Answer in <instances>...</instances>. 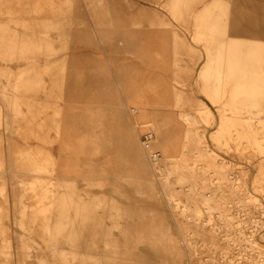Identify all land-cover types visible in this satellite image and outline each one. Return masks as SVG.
I'll return each mask as SVG.
<instances>
[{
    "label": "rangeland",
    "instance_id": "1",
    "mask_svg": "<svg viewBox=\"0 0 264 264\" xmlns=\"http://www.w3.org/2000/svg\"><path fill=\"white\" fill-rule=\"evenodd\" d=\"M169 1L0 0V28H6L7 34L17 30L20 36L34 37L36 43L47 38L52 44L51 51L42 44L26 57L0 52V264L53 260L55 250L47 247L51 241L46 236L56 235L55 228L64 226L57 214L59 202L40 201L46 188L55 192L74 188L101 200L97 207H90L85 221L66 224L63 235L75 238L58 240L56 251L86 253L96 251L87 248L96 244L99 252L132 254L124 264H264V152L255 144V138L264 137V128L254 119L256 137H238L236 132L228 145L213 140L220 113L201 87L204 44L193 38V12L178 19L169 10ZM212 1H198L194 12ZM224 1L229 5L233 36L264 40V0ZM137 50L153 52L154 61L167 66L159 77L171 89L159 93L168 97L169 105L126 102L130 96L125 87L133 80L129 66ZM21 70L27 73L19 78ZM173 85L184 96L179 107ZM146 94L152 96L151 91ZM68 104L75 128L71 139L81 148L77 155L69 154L78 164L73 182L62 181L53 170L35 171L29 160L39 151L51 150L59 156L55 109ZM201 105L212 111L211 119L201 113ZM180 113L188 114L193 124ZM247 114L242 110L243 116ZM259 118L264 120V110ZM155 125L181 139L193 128L216 158L226 163L227 172L240 181L235 189L222 185L225 196L217 197L234 227L226 231L216 213L212 218L218 224L204 222L209 219L204 193L215 186L197 185L203 193L198 198L185 193L191 186L187 181L181 183L188 178L183 166L192 159L182 161L178 168L164 160L157 175L140 167L136 147L142 141L162 157L160 144L149 136ZM96 145L102 148L93 154ZM191 156L193 152H187L186 158ZM150 178L155 179L153 184ZM32 182L40 183L32 187ZM170 194H175L180 205H198L205 213L196 219L193 213L187 217L178 209L174 216ZM45 209L47 214L42 212ZM46 222L51 233L44 228ZM213 228L218 230L210 232ZM107 242L120 248H102Z\"/></svg>",
    "mask_w": 264,
    "mask_h": 264
},
{
    "label": "bare ground",
    "instance_id": "2",
    "mask_svg": "<svg viewBox=\"0 0 264 264\" xmlns=\"http://www.w3.org/2000/svg\"><path fill=\"white\" fill-rule=\"evenodd\" d=\"M198 1L200 0H170L168 7L178 19H183L186 13L190 15L193 12L191 14L194 26L193 38L204 44L206 58L199 72L202 81L201 87L211 101L218 106L220 113V123L213 134V140L228 145L230 138L236 132L238 137H256L258 131L254 129L252 120L256 119L264 128V120L259 118L260 112L264 110V40L247 41L233 36L228 21L229 5L224 0H214L201 11L194 12V6ZM0 33V52H4L3 56L26 57L41 49L42 44H47V51L52 49V44L47 38L43 42L36 43L35 38L32 36L24 34L20 36L17 30H13L12 35H10L7 34V29L2 27ZM174 41L176 43L178 41L176 32H174ZM155 57L156 55L151 51L137 50L134 52V61L129 66V72L133 80L125 87L127 96H130L126 101L127 103L141 106L170 104L168 97L159 93L161 90L168 93L171 89V85L164 82L162 77H159L168 69L163 64H157L154 61ZM25 73H27L25 70H21L19 78ZM141 78H147V81L140 82L139 79ZM155 78H158L157 81H154ZM19 85L20 83H17L18 87ZM173 87L175 105L179 107L184 96L182 92L175 91L176 87L174 85ZM148 91H151L152 96L146 94ZM17 104L16 100L14 106H17ZM242 110H246L248 114L243 116ZM132 111L136 112V108H132ZM200 111L206 119H211L213 116L212 111L204 105H201ZM55 116L58 119L54 122L57 137L60 140L59 156H56L51 150L39 151L36 155L29 157L30 168L37 172L53 170L57 172L59 179L62 181L73 182L71 176L78 172V164L69 157V154L77 155L80 153L81 148L77 142L71 139L75 131L70 118L71 105L56 108ZM144 116L146 117L147 114ZM180 116L188 124H193L194 120L188 114L180 113ZM49 130L50 128H47L44 133L47 134ZM149 136L154 137L160 144L163 152L162 157H159L160 154L149 147L148 142L142 141V146L136 147L137 163L140 167L145 169L149 175H157L156 172L160 167V163L164 160H171L174 164H177L178 168L182 161L192 159V163L183 166L188 170V178H182L181 183L187 181L191 186L187 192H184L190 197L195 198L196 196L198 198L203 193L196 188L197 185L215 186L209 193H204V195H207L205 209L209 217L204 222L218 224L212 218L216 213L219 216L221 227L225 226L226 231L234 227L232 218L228 216L225 206L224 208L220 206V198L217 199V197L225 196V190L220 188L222 185H229L230 188L235 189L238 187L237 184L240 185V181H236L233 174L227 172L228 166L226 163L216 158L212 153V149L201 139L202 136L197 134L193 128H188L183 133V139H181L175 132L162 130L161 126L158 125L154 126L153 132ZM255 144L257 150L264 152V137L262 139L255 138ZM190 145L194 146L190 147ZM100 148H102L100 145L93 146L91 152L94 154ZM173 152H179V155L173 156ZM187 152H193L194 156L186 158ZM211 169L215 171L212 174L209 172V176L207 173ZM154 181L153 178L149 180L151 184ZM167 181L165 180L166 183ZM39 183L32 182V187ZM66 184L73 185V183ZM169 199L174 202L173 204L169 201L174 216L177 214L178 209L187 217L193 216V213L196 215V219H200L205 213V209L200 208L198 205H180L175 194H170ZM40 201L59 202L57 214L64 226L56 227L57 234L53 235L49 222L45 223V230L51 233L46 236V239L51 241L47 247L55 251L52 253V261L41 259L40 264H56L57 261L62 264H124L125 261L131 258L132 254L128 252H99L98 248L100 247L96 244L87 247L96 251L86 253L56 251L60 248L57 243L58 240L62 238L72 240L75 238L63 235L67 231L66 224L85 221L90 216V207L94 205L97 207L101 201L100 198L92 197L89 192L80 193L74 188L56 192L46 188L45 193L40 196ZM211 202H215L216 205H212ZM46 211L47 209H45ZM42 212L47 214L43 210ZM184 230L185 228L181 231ZM217 230V228H213L210 232H216ZM189 231L191 230L189 229ZM228 234L230 235V233ZM92 239H95V237H92ZM183 241L186 244L184 237ZM250 243L252 244L253 241ZM70 247L79 248L80 246L71 245ZM102 248L111 250L120 247L107 242Z\"/></svg>",
    "mask_w": 264,
    "mask_h": 264
}]
</instances>
